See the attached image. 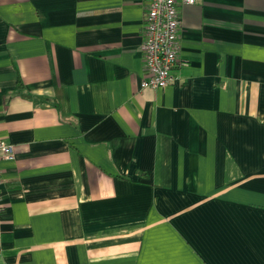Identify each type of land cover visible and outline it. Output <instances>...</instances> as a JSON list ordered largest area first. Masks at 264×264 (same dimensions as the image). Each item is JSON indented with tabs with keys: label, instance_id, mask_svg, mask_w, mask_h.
<instances>
[{
	"label": "crops",
	"instance_id": "crops-1",
	"mask_svg": "<svg viewBox=\"0 0 264 264\" xmlns=\"http://www.w3.org/2000/svg\"><path fill=\"white\" fill-rule=\"evenodd\" d=\"M0 0V264H264V0Z\"/></svg>",
	"mask_w": 264,
	"mask_h": 264
},
{
	"label": "built area",
	"instance_id": "built-area-1",
	"mask_svg": "<svg viewBox=\"0 0 264 264\" xmlns=\"http://www.w3.org/2000/svg\"><path fill=\"white\" fill-rule=\"evenodd\" d=\"M193 1L148 0L146 2L141 43L144 59V72L140 80L142 87H163L174 79L171 70L177 64V38L181 23L177 5ZM0 154L12 157L14 144L0 140Z\"/></svg>",
	"mask_w": 264,
	"mask_h": 264
}]
</instances>
